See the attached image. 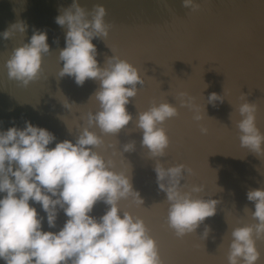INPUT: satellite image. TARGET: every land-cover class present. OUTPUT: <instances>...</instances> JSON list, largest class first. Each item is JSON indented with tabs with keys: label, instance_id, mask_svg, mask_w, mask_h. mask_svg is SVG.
I'll return each mask as SVG.
<instances>
[{
	"label": "clouds",
	"instance_id": "1",
	"mask_svg": "<svg viewBox=\"0 0 264 264\" xmlns=\"http://www.w3.org/2000/svg\"><path fill=\"white\" fill-rule=\"evenodd\" d=\"M182 4L193 11L199 8L197 0H182ZM105 16L102 4L89 12L80 0H72L55 17V23L66 29L65 47L58 53L63 66L57 79L68 76L81 87L89 79L99 83L91 97L99 102V110L87 114L86 126L80 128L75 140L57 141L53 132L30 120H24L23 127L13 122L6 130L0 129V260L4 264H163L144 219L121 212V199L132 197L137 205L144 203L131 176L113 170L114 162L96 151L104 140L92 128L98 127L103 134L120 133L133 121L127 110L130 98H135L138 85L145 83L140 70L112 49L114 54L100 65L93 40L105 41L109 36L111 25ZM28 27L27 22L18 20L0 32V38L25 36ZM50 52L47 30L33 28L27 42L13 48L5 62L9 79L29 86L40 78L43 58ZM177 99L180 107L192 110L193 119L199 122L207 116L206 104L216 107L226 97L225 90L223 95L210 93L202 110L187 92H179ZM241 101L234 109L240 117L235 121L240 145L261 156L264 132L257 125L258 105L249 102L244 93ZM178 115L179 109L172 103L154 102L138 112L136 127L142 132L141 146L155 160L158 188L166 193L167 223L177 237H183L215 216L221 201L212 198L213 194L194 195L205 192V186L184 182L185 173L193 174L186 164L165 166L162 162L170 145L163 125ZM200 131L208 133L203 125ZM53 142L55 147H49ZM134 150L135 141L123 145V152ZM247 199L254 202L255 210L246 206L244 212L256 223L231 230L227 264H257L261 257L257 240L264 239V187L249 189ZM101 201L108 206L104 214L91 215ZM37 204L46 216L40 215ZM61 210L66 217L63 226L58 231L44 230L45 219L49 229L57 227ZM210 230L205 228L203 238Z\"/></svg>",
	"mask_w": 264,
	"mask_h": 264
},
{
	"label": "rangeland",
	"instance_id": "2",
	"mask_svg": "<svg viewBox=\"0 0 264 264\" xmlns=\"http://www.w3.org/2000/svg\"><path fill=\"white\" fill-rule=\"evenodd\" d=\"M14 1L21 6L36 5V8L28 12L25 20L16 18L13 17L12 11L8 10V6ZM61 1L72 2V0H4L0 5V32L18 20L27 22L29 26L25 36L17 34L10 40L0 38V129L6 130L13 125V122L16 126L23 127L24 120H30L33 124L53 132L57 141L65 139L74 141L80 128L86 126L87 114L99 110V102L94 97L91 98L99 87L98 81L89 79L81 87L77 86L71 77L57 79L59 68L63 66L62 62L61 64L59 62L58 53L59 49L65 47L66 32L65 28L55 23V17L59 14L57 9L62 5ZM98 1L94 2V6L101 4ZM197 3L199 8L195 11L186 7L182 9L177 15V22L171 33L165 35L158 27L160 21L154 15L153 4L148 9L149 15H147V12L142 14L131 7L132 3L121 1L113 7L114 16L107 18L105 22L111 25L109 35L115 27H120L123 30H131L128 37L111 41L93 40L101 42L102 45L100 49L97 48L101 66L104 65L106 57L114 54L113 50L122 59L136 66L145 80L144 85H138L137 96L130 98L131 102L127 105V110L133 115V121L116 135L103 134L98 127H93L92 130L104 140V144L96 151L100 152L106 161L114 162L113 170L129 174L134 189L140 192L144 200L142 206L137 205L132 197L121 199L119 206L121 212L129 211L133 216L144 219L149 234L157 242L163 264H227L231 241L222 242L207 238L200 249H188L186 252L182 249L183 243L178 241V237H174L175 233L170 231L167 223L168 202L166 193L159 190L156 182L155 160L150 158L148 150L141 146L142 132L136 127L138 112L147 110L154 102L159 104L168 101L178 107L179 115L167 120L163 125L170 139L166 155L161 158L165 166L176 163H199L201 159L212 157L214 166L222 165L224 159L229 158L232 152L226 153L228 149L219 151L218 136L211 131L223 130L224 127L226 131V127L228 129L231 126H233L232 132L238 130L235 121L240 117L234 109L242 101L233 99L229 113L219 104L216 107L206 104L207 116L198 122L193 119L192 110L180 107L177 94L182 91L187 92L195 98L197 104L201 105L202 110V105L212 92L223 95L225 90V97H230L228 90L233 83L231 80L224 81L219 71H216L221 59L233 62L237 56H240L248 62L249 69L259 67L261 61L264 63V43L259 36L264 35V22L253 23L238 31L233 29L236 27H231L234 16L232 10L236 9L235 4L241 3V0H197ZM163 18H168L166 13H163ZM223 20L228 22L220 26ZM254 26L257 27L253 28ZM33 28L47 30L51 52L45 54L43 58L40 78L25 87L6 76L5 62L13 48L20 46L24 41L27 42ZM56 40L58 43L55 42ZM231 40H236L237 43L228 45L227 41ZM261 44L263 46L257 48ZM208 73H214L219 77L220 81L216 85L220 87L201 88L198 85L201 84L200 82H194L199 76ZM263 85L264 81L259 80L244 88L250 91L244 93L248 101L258 105L257 125L262 132H264V119L259 110L262 109L259 108L262 105L259 103L263 99L259 97L264 96V90L262 95L255 98L257 96L255 89L259 87L261 89ZM231 113L232 118H230ZM201 125L207 127V134L201 133ZM131 141H135V150L123 152V145ZM49 147H55V142ZM235 153L237 160L232 165L235 175L224 181L222 191L215 190L212 194H217L214 199H219L232 212L243 214V218L236 217L233 221L244 226L256 223L251 214L245 213L244 209L247 206L252 211L255 210L254 202L247 199L248 190L264 187V154L259 156L242 147L235 149L233 154ZM222 155L224 159H217ZM191 184H197V178L191 177L188 185ZM36 207L40 215L46 216L38 204ZM107 207L102 201L98 202L93 209V211L97 210L94 216H102ZM65 220L66 217L61 210L57 227L49 229L43 226V228L46 231H58ZM206 220H210L213 225H221L211 217ZM45 223H47L46 219ZM217 229L222 228L217 227ZM222 232L231 233V228ZM210 243L214 248L208 249V253H205L203 248ZM257 247L261 252L257 264H264V239L257 240ZM209 254L215 258L210 259ZM0 262L4 264L3 260Z\"/></svg>",
	"mask_w": 264,
	"mask_h": 264
},
{
	"label": "bare ground",
	"instance_id": "3",
	"mask_svg": "<svg viewBox=\"0 0 264 264\" xmlns=\"http://www.w3.org/2000/svg\"><path fill=\"white\" fill-rule=\"evenodd\" d=\"M123 3H132L131 7H134L139 13H146L148 9L151 7V4L154 5V15L159 18V29L164 31L165 35H169L172 31V28L177 22V15L180 13L182 9L185 7L182 4V0H99L102 5L106 8V16L105 20L107 18L114 16V9L113 7H116L120 2ZM4 2V0H0V5ZM94 2H97V0H80L81 5L89 12L94 7ZM72 2L69 1H61V8H67L71 5ZM236 9H233V23L231 27L234 30L238 31L240 29H244L248 26H251L253 23L256 22H264V0H241V3L235 4ZM36 8V5H24L21 6L17 4L15 1L11 2L8 6V10L12 11L13 17L24 19L27 17L28 12L30 10H33ZM57 9V10H60ZM163 13H166L168 18L162 19ZM147 15L149 13L147 12ZM55 17V16H54ZM228 20H223L220 22L221 25L227 24ZM143 25V24H141ZM203 27V26H202ZM257 26H254L255 28ZM193 30V29H191ZM131 30H123L120 27H115L110 35L105 39V41H111L116 39H125L130 34ZM263 39L264 43V35H259ZM195 39H200L199 37ZM94 44L97 45V48H101V42H95ZM236 40L227 41L228 45H234L236 44ZM263 44L259 45L257 48L262 47ZM220 65L216 69V71H219L220 76L224 79V81H229L233 83L229 87L228 90V96L224 100L223 103L217 102V104L221 105V107L226 111L230 112L231 110V101L234 99L241 100L242 93L248 92L249 90H245L244 88H248L250 86V83L257 82L259 80L264 81V63L261 61V64H258L259 67H256L254 69L248 68V62L244 59H242L240 56H237L235 61L231 62L228 59H221ZM8 76V74H6ZM256 77V78H255ZM254 79H256L254 81ZM200 82L201 84H198L199 87L205 88L207 84L208 88L212 87H220L219 85H216L220 79L219 77L215 76L214 73H208L204 74L202 76H199L194 80ZM264 90V85L260 89H255L256 97L259 95H262ZM250 92V91H249ZM234 93V94H233ZM262 100L261 104L262 106H259L260 113L262 114V118L264 119V96L259 97ZM229 100V101H228ZM230 102V103H229ZM5 109V108H4ZM264 123V122H263ZM229 125V124H228ZM233 126L231 127H225L223 130L219 129L218 131L213 130L211 131L212 134L217 135L219 142L217 144V148L219 151L223 152L224 150L228 149L226 153L231 154L229 158L218 157L217 159H224L222 165L214 166L213 165V157L212 158H205L201 159L199 163H193L189 162L186 163L188 167H190L193 170L192 175H188L185 173V183L188 184L191 177L197 178V184H203L205 186V192L194 194V195H201L207 197L208 195H212L213 191H218L219 189L223 188V183L227 178H230L234 176V169L232 168V165L237 160L235 159L237 157V153H234V150L241 147L240 140H239V130H236L232 132ZM228 131V132H227ZM236 139L238 141H236ZM249 154V152H248ZM247 158V157H246ZM217 167V168H215ZM183 183V182H182ZM218 193V192H214ZM218 195L215 194L212 196V198L217 197ZM97 214V210H94L91 215ZM236 217L243 218V214H237L229 210V208L223 204L222 202L219 203L217 206V213L215 216L211 217V219L218 221L221 223V225H213L210 220H205L203 223L200 224V226L197 228V230L193 233L186 234L183 237H178V241L182 242L183 245L181 246L182 249L186 252L188 249L190 250H197L202 247V243L205 242L207 238H213L216 239L214 241H231V233H223L222 231L227 228H231V230L235 227H239L240 224L234 223L233 219ZM210 219V217H209ZM45 228H48L47 223L44 222L43 225ZM209 227L211 230L207 236V238H203V233L205 231V228ZM217 227H221L222 229L219 230ZM171 232L175 231L172 228H169ZM219 235V236H218ZM218 236V239H217ZM174 237H177L176 234ZM214 248L213 244L210 243L206 248H203V251L205 253H208V249ZM1 263V262H0Z\"/></svg>",
	"mask_w": 264,
	"mask_h": 264
},
{
	"label": "snow or ice",
	"instance_id": "4",
	"mask_svg": "<svg viewBox=\"0 0 264 264\" xmlns=\"http://www.w3.org/2000/svg\"><path fill=\"white\" fill-rule=\"evenodd\" d=\"M209 257H210V259L215 258L213 255H210V254H209Z\"/></svg>",
	"mask_w": 264,
	"mask_h": 264
}]
</instances>
